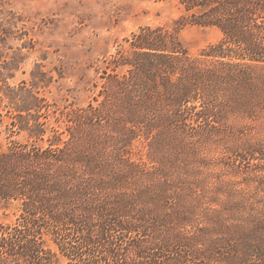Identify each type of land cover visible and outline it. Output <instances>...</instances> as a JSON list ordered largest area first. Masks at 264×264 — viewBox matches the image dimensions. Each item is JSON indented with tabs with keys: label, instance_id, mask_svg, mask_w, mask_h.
Listing matches in <instances>:
<instances>
[{
	"label": "trees",
	"instance_id": "obj_1",
	"mask_svg": "<svg viewBox=\"0 0 264 264\" xmlns=\"http://www.w3.org/2000/svg\"><path fill=\"white\" fill-rule=\"evenodd\" d=\"M179 2L177 28L221 32L199 57L143 28L95 105L54 116L65 126L39 121L44 98L19 106L17 129L35 143L0 154V197L20 213L0 222V264H264V141L210 189L178 162L227 110L264 111V0Z\"/></svg>",
	"mask_w": 264,
	"mask_h": 264
},
{
	"label": "rangeland",
	"instance_id": "obj_2",
	"mask_svg": "<svg viewBox=\"0 0 264 264\" xmlns=\"http://www.w3.org/2000/svg\"><path fill=\"white\" fill-rule=\"evenodd\" d=\"M179 3L0 0V154L13 146L35 143L17 129L19 106L34 104V97L45 99L37 117L39 121L50 119L51 126L66 125L63 119H54L59 113L75 115L89 104L95 105L93 100L107 82L112 63L130 54L134 35L141 29L149 27L176 36L192 57H199L221 39L216 28H177V21L186 14ZM259 83H264V78H258ZM239 89L233 93L252 97ZM245 111L227 110L218 123L212 122L216 133L210 139L202 134L211 128L196 130L194 134L199 136L189 141L191 149L178 157L180 164L197 169L208 189L214 182L228 180L225 166L245 144L264 141V111L253 102H248ZM29 113L36 116L35 109ZM253 164L259 163L250 160L249 171L255 168ZM19 214L17 201L10 203L0 197V222L14 223Z\"/></svg>",
	"mask_w": 264,
	"mask_h": 264
}]
</instances>
